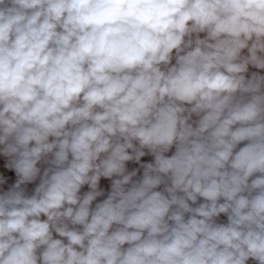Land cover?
<instances>
[{
	"label": "clouds",
	"instance_id": "9594fccd",
	"mask_svg": "<svg viewBox=\"0 0 264 264\" xmlns=\"http://www.w3.org/2000/svg\"><path fill=\"white\" fill-rule=\"evenodd\" d=\"M0 264H264V0H0Z\"/></svg>",
	"mask_w": 264,
	"mask_h": 264
}]
</instances>
